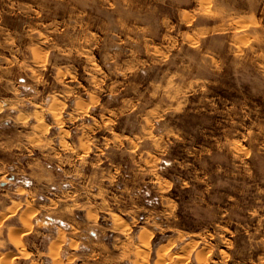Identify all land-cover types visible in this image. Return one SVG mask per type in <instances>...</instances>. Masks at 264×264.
<instances>
[{
	"label": "rangeland",
	"instance_id": "rangeland-1",
	"mask_svg": "<svg viewBox=\"0 0 264 264\" xmlns=\"http://www.w3.org/2000/svg\"><path fill=\"white\" fill-rule=\"evenodd\" d=\"M0 264H264V0H0Z\"/></svg>",
	"mask_w": 264,
	"mask_h": 264
},
{
	"label": "bare ground",
	"instance_id": "bare-ground-1",
	"mask_svg": "<svg viewBox=\"0 0 264 264\" xmlns=\"http://www.w3.org/2000/svg\"><path fill=\"white\" fill-rule=\"evenodd\" d=\"M17 247H18V246H17ZM175 257H176V256H175ZM14 258H15V257H14ZM14 258H13V259H14ZM176 258H177V257H176Z\"/></svg>",
	"mask_w": 264,
	"mask_h": 264
}]
</instances>
